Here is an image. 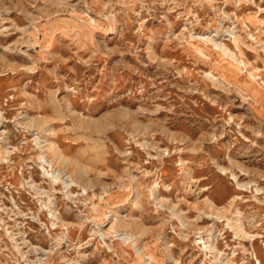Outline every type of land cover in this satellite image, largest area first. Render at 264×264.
I'll return each mask as SVG.
<instances>
[{"label":"rangeland","instance_id":"1","mask_svg":"<svg viewBox=\"0 0 264 264\" xmlns=\"http://www.w3.org/2000/svg\"><path fill=\"white\" fill-rule=\"evenodd\" d=\"M0 264H264V0H0Z\"/></svg>","mask_w":264,"mask_h":264}]
</instances>
